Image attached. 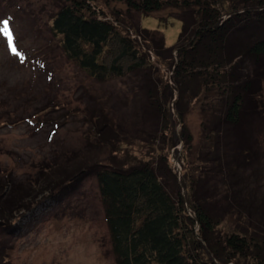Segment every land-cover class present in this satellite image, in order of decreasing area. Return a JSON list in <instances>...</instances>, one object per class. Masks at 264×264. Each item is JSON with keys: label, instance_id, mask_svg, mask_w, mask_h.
<instances>
[{"label": "rangeland", "instance_id": "rangeland-1", "mask_svg": "<svg viewBox=\"0 0 264 264\" xmlns=\"http://www.w3.org/2000/svg\"><path fill=\"white\" fill-rule=\"evenodd\" d=\"M61 2L0 0V181H14L31 188L26 195L24 190L16 194L23 198L10 205L14 210L8 219L0 218V264H117L105 206L91 165L112 163L115 159L128 163L156 161L167 154L177 176L182 175L184 164L190 171H198L206 162H201L203 157L199 154L205 143L203 123L208 115L213 118L214 107L220 106V94L207 87L195 98L185 92L181 107L174 101L165 102V121L168 119L169 125L175 124L174 116L180 111L184 113L196 151L188 156L182 143L168 148L170 143L152 137L161 129L159 126L158 131L154 130L158 120L150 114L149 93L147 87H142V74L99 81L66 56L61 37L51 28L52 16ZM221 2L244 6L243 0ZM95 4L123 33L139 39L145 51L150 42H145L136 30L158 31L165 37L166 45L175 49L182 30L181 17L192 19L188 13L183 15L184 10L188 11L184 6L143 13L129 9L122 0H97ZM173 52L177 56L176 50ZM161 57L157 61L152 55L161 70L155 79L163 77L174 85V80H170L173 67L165 61L169 58ZM178 93L176 90V97ZM254 96L247 99L248 110L243 115L247 121L240 130L243 139L236 145L237 149H245L241 158L243 170L233 179H242L248 189L259 190L263 195L264 96ZM97 115L109 116L119 125L118 136H111L112 143H100ZM53 127L56 131L52 133ZM230 132L235 131L226 134ZM83 160L87 164L81 163ZM67 161L70 167L75 165V178L55 189L38 184L43 175L52 173L54 168L60 170ZM208 163L207 167H214L213 161ZM82 166L88 170L81 171ZM215 171L210 173L211 182L203 190L208 187L207 193L216 195L219 208L227 209L220 210L221 229H246L249 224L264 226V202L259 209L241 206L245 216H251L249 224L244 222L246 217H240L235 208L237 196L232 198L234 207H229L231 199L224 197V187L221 188ZM10 189L3 197L5 200L13 195ZM6 204L5 201L4 207Z\"/></svg>", "mask_w": 264, "mask_h": 264}, {"label": "trees", "instance_id": "trees-1", "mask_svg": "<svg viewBox=\"0 0 264 264\" xmlns=\"http://www.w3.org/2000/svg\"><path fill=\"white\" fill-rule=\"evenodd\" d=\"M61 1L52 16L51 28L61 37L66 56L99 81L142 74V87H147L149 93L150 114L158 120L154 130L158 131L159 126L161 129L152 137L170 143L168 148L182 143L188 156L196 151L184 113L180 111L174 116L175 124L169 125V120L165 121L168 115L165 102L174 101L181 107L185 92L195 98L204 87L220 94V106L214 107V117L208 115L203 123L205 143L199 154L203 157L201 162H206L198 171L192 172L184 164L182 175L177 176L167 154L156 161L128 163L115 159L112 163L91 165L105 206L117 264H264V226L250 225L251 216H245L242 208L259 209L264 193L252 192L242 179H233L244 165L245 149H237L236 145L243 139L240 130L247 121L243 117L248 110L247 99L264 96V0H243V8L234 3L226 5L221 0H122L129 9L143 13L167 6L188 9L183 15L188 13L192 19L181 17L182 30L175 49L166 45L165 37L158 31L136 30L145 42H150L148 51L141 48L139 39L123 33L119 25L101 14L95 4L97 0ZM173 50L177 53L175 57ZM153 54L157 61L161 55L169 58L165 61L173 67L170 80H174V85L163 77L156 81L155 76L161 70L155 65ZM261 90L263 93L259 94ZM97 116L98 125L101 124L100 143H112L111 136L118 134L119 125L109 116ZM54 128L52 133L56 131ZM231 130L235 132L227 135ZM167 131L169 137L165 135ZM208 161H213L214 167H207ZM74 168L67 161L60 170L54 168L56 172L43 175L38 184L55 189L76 177ZM83 169L88 170L82 166ZM212 171L220 178L224 197L231 199L229 207L237 196L235 208L240 217H246L244 222L249 224L246 229L244 225L238 230L221 229L220 210L227 209L219 208L216 195L207 193L208 187L203 190L211 182ZM9 189L13 195L5 200ZM30 190V186L14 181H0V218L11 216L14 207L10 205L23 198L17 196L18 192L26 195Z\"/></svg>", "mask_w": 264, "mask_h": 264}]
</instances>
